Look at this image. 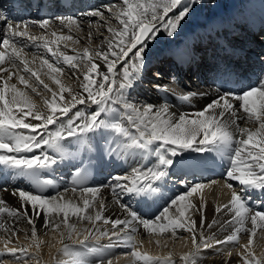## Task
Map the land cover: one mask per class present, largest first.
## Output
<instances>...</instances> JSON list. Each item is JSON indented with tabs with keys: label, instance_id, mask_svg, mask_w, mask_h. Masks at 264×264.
<instances>
[{
	"label": "snow or ice",
	"instance_id": "6c2138e0",
	"mask_svg": "<svg viewBox=\"0 0 264 264\" xmlns=\"http://www.w3.org/2000/svg\"><path fill=\"white\" fill-rule=\"evenodd\" d=\"M182 4L183 0H120L119 5L108 9L112 12L111 18L118 22L116 27L100 11L86 13L105 21L109 35L93 47V33L89 31L83 48L75 47L80 39L72 33L81 29L72 17L60 18L61 31L55 30L47 19L39 21L38 27L43 31L33 35L27 22H7L5 13L0 11V21L4 22L0 39V172L7 169L13 178H26L35 186V191L19 186L12 190L11 194L18 196L19 208L7 207L6 201L0 198V231L4 233L0 237L3 245L0 256L8 255L16 261L23 257L22 264H28L29 260L42 264L39 253L44 241L36 226V220L42 219L44 234H53V239L61 245L58 251L62 258L53 256L54 264H114L118 257L108 250L115 247L130 249L121 255L130 256L134 264H176L172 251L166 256H154L142 250L144 242L137 240L140 227L150 238H155L158 248L167 247L162 241L169 238L183 239L178 237V230L189 233L191 249L180 255L182 264H198L202 249L218 245H231L226 255L232 257L235 249L239 264H264V251L257 254L254 248L257 238L264 239V202L260 207L248 204L230 182L237 181L246 190L264 192V80L238 93H222L202 110L178 117L169 111L167 102L158 107L138 106L127 95L141 77L146 42L161 27L172 36L189 14V7L184 5L168 18ZM63 28L68 29L67 34ZM38 41L53 61L28 50L29 42L35 45ZM61 45L63 48L71 45L75 54H66ZM130 54L135 59L129 64ZM97 61L103 62L106 71L101 70ZM61 63L75 70L71 75L79 81L80 91L65 83L67 74ZM117 65L122 66V72H118ZM154 87L165 93L174 92L168 85L157 83ZM32 94L41 98L43 109ZM178 95L181 100L189 101L196 94ZM86 103L95 105V110L85 114L77 107ZM238 121H243V126ZM50 126H55V130ZM94 135L107 139L109 156L115 154L119 158L122 153L135 152L155 156L150 166L133 168L128 176H114L112 180L116 183L106 185L115 203L126 213L124 219H110L103 214L107 205L99 196L101 188L85 186L87 174L79 167L71 174L70 188L55 196L43 195L54 181L43 179L42 173L51 171L58 163L48 149L63 159L69 154L65 153L61 141L74 137L77 145L85 146ZM185 152L216 153L221 159H227L223 187L229 190L230 199L215 209L216 213L223 211L231 216L220 225V230L228 232L223 238L204 233L203 190L208 187L204 183L187 184L153 218H144L131 205L122 202L121 194L154 196L160 182L169 177L173 158ZM6 178L0 176V179ZM7 190L0 188V191ZM68 192L71 197L67 196ZM196 213L201 214L199 226L193 219ZM5 217L13 218V222L10 224ZM20 218L31 226L30 236L25 233L24 239L29 243L16 247L13 239L19 241L16 223ZM85 222L89 226L81 228ZM216 224L213 220L207 228ZM108 225L110 230L102 227ZM169 233L170 237L166 235ZM74 238L85 250H74L65 243ZM103 238L109 243L100 247L86 244L89 239ZM90 256L98 259L91 260ZM0 264L4 261L0 260Z\"/></svg>",
	"mask_w": 264,
	"mask_h": 264
},
{
	"label": "bare ground",
	"instance_id": "6f19581e",
	"mask_svg": "<svg viewBox=\"0 0 264 264\" xmlns=\"http://www.w3.org/2000/svg\"><path fill=\"white\" fill-rule=\"evenodd\" d=\"M105 1H107V2H105L104 4L98 3L99 6L95 7L93 10H88L87 13H90L93 11H100L105 16L107 22L109 24H111L113 27H116L118 22L111 18L112 12H109L108 9H109V6H111V5H119L120 0H105ZM198 1L199 2L206 1V3H207L210 0H208V1L207 0H198ZM192 3H193L192 0H183V4L180 7H178L176 10H174L173 13H169L168 18L173 17L175 15V13L178 12L184 5H190ZM224 7H226V8H224ZM261 9L264 10V1H262V0H225L224 5L219 6V8H217L216 10H219L220 13L226 14L227 16H232V17L237 18L238 16L243 15L244 17H246L248 19L257 21V20H262L260 12L258 13V15H256V17H253V15H255V13ZM203 12H205V11H203ZM210 13L211 12L206 11L205 15H203L202 13H199L200 15L199 14L196 15L194 18V20H196V25L191 29H185V27L183 25H180L178 27V29L176 30V32L173 34L174 37L169 41V43L171 45H174V46L185 47L187 45H192V46H195V48H197L198 45H196L194 43H195L196 39H198L199 35L202 33L200 26L204 25L207 18H210L212 20V18L210 17ZM66 18H68V17H66ZM74 19H76L79 22L80 29H81V31H79V32L74 30L72 33V35L74 37H77L80 39V44L75 46L77 48H83L84 46H86V44H87V33L89 31H92V33H93V39H92V46L93 47L100 45V42L104 39V36L109 35V33L107 32L106 26H104L105 21L101 20L99 17L84 15L83 17L78 16ZM59 20H55V21L51 22L52 27L57 31H61V26L59 24ZM186 26H188V25H186ZM237 27H239V26H237ZM3 28H4V25H2L0 23V39H2L3 34H4ZM42 31H43L42 29L38 28V29H35L34 33H35V35H39ZM62 31L65 34L68 33L67 28H63ZM164 32H165L164 29H160L158 34H155L153 37L160 40L161 35ZM101 33L103 35H101ZM40 48L42 49V52H41ZM34 49H35V51H31V53H34L36 55H38V53H41L39 56L47 58L50 61L54 60V58L51 56V54L47 52L46 48L43 47L41 42L39 44V50H38V45L34 46ZM61 49L68 55H74L75 54L72 51L71 45L69 48H63V45H61ZM130 57H131V54H130ZM129 60H128V63H129ZM97 63L101 64V66H102L101 70L102 71H106V68L103 67L102 61H97ZM61 67H64L65 73L67 74L66 78H65V83L72 84L74 89H76L77 91H80L79 81H77L75 79V77H73L71 75L75 70L71 69L67 65H64L63 63H61ZM117 70H118V72H122V66L117 65ZM68 77H71V78L69 79ZM81 79H82V76H81ZM117 79L119 80V75L117 76ZM13 82H15V81H13ZM47 82L50 83V85H51L50 81H47ZM51 86L53 88H55V85H51ZM131 94H132L130 96L131 100L138 102V106H142L144 104H151L154 107H158L159 105L167 102V104L169 106V111L172 114H174V116H176V117H178L182 113H194L198 110H202L213 99H216L215 97L217 95H220V93H215V94L207 93L206 95H204L203 97H201L197 100L196 109L183 111L177 105H175L173 102L166 101L163 99H161V100L158 99V96L155 94L153 86H150L149 84H146L145 89L143 91V94L139 95L138 97L135 96L134 91ZM32 95H33V100L37 103L38 106H40L43 109V103H42L41 98L39 96H36L35 94H32ZM45 95H48L50 97V94L45 93ZM65 95L67 96V94H65ZM242 114L243 113H241V115ZM238 123H241V126H243V121H238ZM48 151L51 155H53V152H54L53 150L48 149ZM53 156H56V155H53ZM57 183H59L61 185L60 188H57ZM0 188H5V187H0ZM66 188H70V187L67 186L65 181L57 180L55 182V187H54L53 192L56 191L57 193H62L65 191ZM100 188H101V191L99 193V196L103 198L104 202L107 205V208L103 214L107 217L114 216L112 219H117V218L124 219L126 216V213H124L119 208V205H117L115 203V199L113 198V196L111 194L110 188L107 186H103ZM12 190L13 189H10V190L8 189L7 191H0V198L4 199L6 201L7 207L19 208L20 204L18 201V196H13L11 194ZM219 190L225 191L226 188H224L223 186H220ZM117 191H119V190L117 189ZM57 193L55 195H57ZM227 194H228L227 196L214 197L212 190H210L209 188L206 187L203 190L205 207L203 209L202 214H203L204 224H205L204 233L206 236H211L212 234H215L216 238H223L224 236H226L228 234L227 231L220 230V225L231 218L230 214L225 215V213L222 211L221 213H217L213 216V210H214L213 203L217 206L223 205L224 203H226V200H228L230 198V194L229 193H227ZM51 195L55 196L53 194H51ZM67 196L71 197L72 196L71 192H68ZM213 200H214V202H213ZM196 203L199 204L200 202L196 201ZM5 219L8 220L9 223L13 222V218L5 217ZM193 219H195L197 221V225L199 226L201 214L196 213L195 215H193ZM211 219H212V221L216 220L217 224L214 225L211 229H209V228H207V225L212 223ZM20 221H25V220L23 218H20L18 220V222H20ZM39 222L40 223L43 222L42 219H40ZM85 226H89V225H87V223H86ZM104 227H107L110 230L111 226L108 225V226H104ZM120 227H122V226H120ZM166 235H168L170 237V233L166 234ZM177 235H178V237H183V239L173 240V239L169 238L165 241H162V243L167 244V247L158 248L154 243L155 238L154 237L150 238L148 236V234L145 232V230L142 227H140L139 231L137 233V240H142L144 242L142 250L151 252L152 255L166 256L169 251H172L173 258L176 261V264H182V262L179 259L180 255L191 249V244H190V240H189L190 234L187 233L186 231L178 230ZM242 235H244V234H242ZM89 240H91V239H89ZM99 240H103L105 242V244L109 243V240L107 238H103V239H99ZM43 241H44V244L41 246V251L39 253V256L42 258V264H54V261L52 259L53 256H55L57 259L62 258L60 253L57 255L58 249L61 247V245L59 244L58 246L50 247V245H52L51 244L52 239L49 236L45 237L43 239ZM71 241L76 242L75 238ZM71 241L66 240L65 243H67L69 246H71L70 245ZM88 242L89 241L86 242L87 245H89ZM242 242H246V241H242ZM28 243H29V241H27V243L16 242V243H13V245L16 247H20V246H26ZM79 246L84 247L81 244ZM229 248H231V245H228V246L218 245L215 248L206 249L204 251L202 249L200 252L201 258L198 260V264H239V257L236 255L235 249H233L232 257H228L226 255V252ZM254 248H255L257 254H259L261 251H264V239L257 238L254 242ZM2 249H3V245L0 244V251H2ZM33 251H34V249H33ZM23 259L24 258L21 257L20 261H16L15 258L10 257L8 255L0 256V260L4 261V264H22ZM124 262H129V264H134V261L132 258H123V255L118 256V258L116 260H114V264H124ZM28 264H35V261L29 260Z\"/></svg>",
	"mask_w": 264,
	"mask_h": 264
},
{
	"label": "rangeland",
	"instance_id": "374dc122",
	"mask_svg": "<svg viewBox=\"0 0 264 264\" xmlns=\"http://www.w3.org/2000/svg\"><path fill=\"white\" fill-rule=\"evenodd\" d=\"M224 1L225 0H211L210 2H207V3H202L200 6H199V8H200V11L203 13V11L205 10V13H206V11H208V12H210V11H212V12H214L215 10H216V8H219V6H222V5H224ZM262 1H264V0H262ZM195 3H198L197 1H195V2H193V5L192 4H190V5H192V7H189V14L185 17V19L181 22L182 24H184V26L185 27H190V25H192V23H193V17H194V15L193 14H197V13H199L200 11H196L195 10ZM205 4V5H204ZM187 6H189V5H187ZM194 6V7H193ZM224 8H226V7H224ZM262 10V9H261ZM180 11V10H179ZM178 11V12H179ZM177 12V13H178ZM260 11H258V12H256L255 14L256 15H258V13H259ZM176 13V14H177ZM205 13L203 14V15H205ZM193 15V16H192ZM200 15V14H199ZM202 15V14H201ZM256 15H253V17H256ZM188 19V20H187ZM186 25H188V26H186ZM166 35L167 34H165V32L161 35V37H166ZM174 36L172 35V36H168V38H169V41L173 38ZM155 44H162V42H161V39L160 40H158V39H156V42H155ZM57 193V192H56ZM55 193V194H56ZM54 194V195H55ZM107 217V216H106ZM114 216H112V217H109L110 219H112ZM40 220V219H39ZM39 220H36V226H37V229H38V235L40 236V239L41 240H43L45 237H47V236H49L51 239H52V243L51 244H55V246H58L59 244L58 243H56V241L53 239V234H51V233H49V234H47V235H45L44 233H45V229H43V227H42V224H43V222H39ZM11 224V223H10ZM85 224H86V222L85 223H82L81 224V228H83V227H88V226H85ZM16 227H18L19 228V232H18V235H19V241L18 242H22V243H27V240H25L24 239V234L25 233H27L29 236H30V228H31V226L30 225H28L27 223H26V221H20V222H17L16 223ZM102 227H104V226H102ZM2 236H4V233L2 232V231H0V237H2ZM17 241L15 240V239H13V243H16Z\"/></svg>",
	"mask_w": 264,
	"mask_h": 264
}]
</instances>
